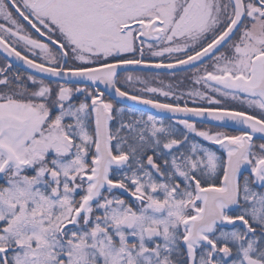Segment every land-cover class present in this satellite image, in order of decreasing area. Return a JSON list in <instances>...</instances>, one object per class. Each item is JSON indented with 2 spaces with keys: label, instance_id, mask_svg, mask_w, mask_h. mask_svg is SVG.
<instances>
[{
  "label": "snow or ice",
  "instance_id": "6c2138e0",
  "mask_svg": "<svg viewBox=\"0 0 264 264\" xmlns=\"http://www.w3.org/2000/svg\"><path fill=\"white\" fill-rule=\"evenodd\" d=\"M0 264H264V0H0Z\"/></svg>",
  "mask_w": 264,
  "mask_h": 264
},
{
  "label": "flooded vegetation",
  "instance_id": "af4514ba",
  "mask_svg": "<svg viewBox=\"0 0 264 264\" xmlns=\"http://www.w3.org/2000/svg\"><path fill=\"white\" fill-rule=\"evenodd\" d=\"M130 67H133V68H134L135 66H130ZM134 74H136V73H134ZM161 75H164V73H161ZM161 99H162V98H161ZM181 103H183V101H182ZM189 103H191V102H189ZM126 104H128V105H132V104H136V102H133V101H127ZM139 108H140L141 110H143V109H147L148 111L152 112L153 114H157V110H155V109H151L150 106H143V105H140ZM160 115H164L165 117L167 116V114H163V113H160Z\"/></svg>",
  "mask_w": 264,
  "mask_h": 264
}]
</instances>
